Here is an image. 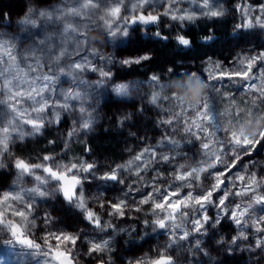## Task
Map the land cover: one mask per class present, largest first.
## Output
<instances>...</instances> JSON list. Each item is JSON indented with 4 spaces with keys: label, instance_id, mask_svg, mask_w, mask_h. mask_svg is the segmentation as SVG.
<instances>
[{
    "label": "clouds",
    "instance_id": "1",
    "mask_svg": "<svg viewBox=\"0 0 264 264\" xmlns=\"http://www.w3.org/2000/svg\"><path fill=\"white\" fill-rule=\"evenodd\" d=\"M118 2L124 4L125 14H128V6L133 0H93L92 4L88 0H25L23 14L17 15L14 21L7 13L4 14L5 27H0V176H7L8 181L0 196L10 192L14 197L4 205L5 209L9 204L16 209H26L31 204L32 208L28 210L30 226L27 231L37 240L41 239V234L37 235L41 228L53 231L55 227V231L70 232L58 226L60 218L53 215L54 208L68 207L74 214L82 216L84 221L94 227L87 230V234H84L86 230L83 227L70 232L80 241L69 248L75 264H98L100 260L104 264H134L136 260H140L141 264H149L150 257H155L161 249L164 250V255L171 257L170 264H225L226 256L240 254H245L240 264H264V234L257 231L253 224L257 218L264 217V205L256 204L250 196L247 199L244 196L237 197L234 189V177L245 171L250 176L260 177L257 191H264V151L253 153L250 160L239 166V170L232 172L227 177L229 183L223 189L213 188L214 192H222L215 200L210 197L207 204L198 206L193 195L204 193L213 187V157L218 151L216 144L223 142L227 147L229 133L235 131L240 134L241 127L244 134L253 138H256L257 132L264 130V100H255L251 91L246 97L240 93L236 96L237 101L245 99L247 103L242 107L253 111L250 116L245 112L240 117H235L228 110V104L221 93L216 91L219 84L208 80V73L204 70L209 61H224L214 59L212 54H206V58H181L197 44H214L220 39L215 32L208 34L211 39H204L205 34L202 32H199L195 41L188 36L192 42L189 46L178 47L176 44L169 52L173 58L160 63L159 50L169 43V39L161 40L150 34L149 25L144 24L129 25L130 35L125 37L117 32V29L125 25L123 19L114 20L112 28L104 22L105 19H111L107 14L108 9ZM167 2L168 0H149L150 10L161 15V7ZM218 3L222 13L219 18L225 20L230 15L231 8L227 0H218ZM184 4L187 7H182ZM197 6L199 0H179L176 4L178 8L197 14L188 21L192 24L198 19L204 20L205 25L213 21L212 16L204 14L206 9ZM179 22L184 27V22ZM155 25L159 28L160 22ZM168 27L171 28V24ZM247 29H257L260 42L264 44V28L255 24ZM238 30L236 26L232 29L231 38H240ZM137 38L158 42L137 51H150L152 61L140 66L142 75L121 78L118 72L132 68H122L120 61L130 54H124L120 50ZM176 52L181 57H177ZM75 63L85 66L94 63L98 69L111 68L116 77L115 82L98 83L97 77H91L86 67L77 71ZM260 67L256 73V83H259ZM153 75L159 79L153 81ZM118 84H126L128 87L118 91ZM243 85L244 81H232L229 87L232 90L233 87ZM133 103L135 108L131 106ZM42 105L49 110L41 111ZM110 105L120 106V114L116 115L114 125L105 127V120H112V116L107 114V107ZM81 108L84 109L83 112L80 111ZM149 110L152 115H149ZM198 113L211 116L212 119L200 120ZM54 114H59L61 120L65 115L68 117L70 128L74 130L70 139L59 133L56 139L47 138V133L60 124L54 119ZM138 117L144 120L155 117L156 127L170 130V133L165 131L155 144L148 146L155 148L161 158L166 155L171 157L167 161V171L163 174L162 181L158 180L162 175L161 169L165 167L162 159L146 155L144 164H141L135 159V154H132L131 147L124 149L130 155L114 166L108 163L107 157L101 161L94 156L92 162L96 168L92 173L77 169L76 174L81 175L83 180L78 185V194L71 199L66 198L60 183L42 168L25 171L16 166V161L23 159L34 165L51 164L53 168L63 171L64 166H70L74 159L85 160L77 156L65 159L73 152L74 144L88 145L90 139L99 136L101 131H111L117 135L126 132L127 136L136 137L137 132L130 127L126 128V122L134 124ZM169 117L175 118L171 125L164 123ZM194 117H197L200 125V135L208 141H216L207 151L200 147L205 141L195 136L196 127L191 123ZM30 120L42 121L43 124L33 126L28 123ZM88 120V129L78 126V122ZM186 120L189 121L187 125ZM43 139L47 140V145H52V140L63 143L59 152H52L50 161L42 159L44 153L39 149L38 155L23 151L30 143L35 146ZM241 155L243 156L242 152ZM229 156L230 152L222 153L219 164L215 166L220 168L228 165ZM33 159L37 162H32ZM117 165L119 182L104 179L105 172ZM205 167L207 171L203 170ZM230 168L229 165L228 169ZM138 172L143 174L138 175ZM177 172H191L192 175L189 179L177 181ZM149 173L154 174L150 176ZM154 179L158 182L153 191H158L160 183L164 184L165 190L170 186L178 187L181 191L187 190V194L192 197L190 203L173 214L168 208L158 210L141 204V198L135 200L130 197L129 193L143 192L146 186L153 184ZM88 182L94 184L93 190H89ZM117 187L121 189L119 195L114 191L111 195L116 201H124L123 213L99 208L97 215L102 222L97 225L89 220L85 215L87 207L96 209L101 202H107L108 189ZM224 193L231 194L225 208L231 209L233 202H236L242 208L249 209L248 216L241 218L242 224L233 221L220 208L218 201ZM159 195L162 196L163 193ZM41 203L49 205L43 210V216L47 215L51 223H40L43 217L39 214ZM137 208L139 211H136ZM211 210H214V215L210 214ZM105 212L108 213L107 218L104 217ZM204 212L208 214V219L201 230L197 231L193 221L202 219ZM126 215L129 220L138 223L121 222ZM7 218L6 216L5 220ZM160 219H166L163 228L155 222ZM222 221L234 224L235 233L231 234L230 239V233L224 231ZM20 222L23 223L22 220ZM7 231V226L0 228V242L11 240V237L5 236ZM149 240L154 242L145 247ZM93 242L100 246L95 254L89 250ZM133 249H139L140 253L132 254ZM46 260V249H41L31 254L28 264H44Z\"/></svg>",
    "mask_w": 264,
    "mask_h": 264
},
{
    "label": "snow or ice",
    "instance_id": "2",
    "mask_svg": "<svg viewBox=\"0 0 264 264\" xmlns=\"http://www.w3.org/2000/svg\"><path fill=\"white\" fill-rule=\"evenodd\" d=\"M88 3L92 4L93 0H88ZM177 3H179V0H168V2L163 6L165 8L163 15L170 17L173 21L181 22L190 21L196 17L197 14L194 11L184 10L176 7ZM199 7L201 9L207 10L204 13L206 16L210 15L213 18H219L222 15V13L219 11L218 0H199ZM236 8L241 11L245 21L243 24L236 25L237 28H252L255 24H259L261 28H264V4L253 6L250 3L241 2L236 5ZM150 9L151 4L149 3V0H133V3L128 6V14H125L124 4L118 2L108 9L107 14L109 17H111V19H105L104 22L109 28H112L114 27V20L123 19L125 21V25L117 29V32H121L125 37H127L130 35L128 27L129 25L135 26L140 24H159L161 15L151 11ZM153 35L159 37L161 40L170 39L169 36L162 35L160 31L154 32ZM204 39H211V36L205 34ZM174 40L176 41L178 47H187L192 43L189 40L188 35L182 32H178L175 35ZM151 61L152 56L150 51H139L135 55H128L127 57L123 58L120 63L122 68L129 69L133 66H143L149 64ZM258 65L261 67L258 73L259 83H256V69ZM85 67L89 73L97 75L98 83L100 81L115 82L116 77L114 76L111 68L98 69L94 63H88L86 66L81 63L74 64V68L77 71L84 70ZM113 67H115L114 64ZM204 70L208 73V80L212 81L214 84H219V87L216 88V91L221 93L223 100L228 104V110L235 117H240L245 112L250 116L253 109L242 107L247 103L245 99L237 101L235 93L229 87L232 81L245 82V85L238 89L245 97L247 96L248 92L251 91L255 100H264V51H260L252 55H238L235 63L231 66H225L224 62L221 63L220 61H209ZM158 79L159 77L153 75V81ZM226 79L227 83H225ZM127 87L128 85L126 84L116 85L118 91L126 90ZM40 110L47 111L49 109L47 106L42 105ZM80 111L83 112L84 109L81 108ZM204 111H207V105H205ZM198 118L200 120L212 119L211 116H205L203 113H198ZM54 119L58 123L62 122L59 114H54ZM174 119V117H169L164 120V123L171 125L174 122ZM28 123L33 126L43 124L42 121L37 120H30ZM188 123L189 121L186 120L185 124L187 125ZM191 123L196 127V138L203 139L205 141L200 147L207 151L212 147L213 144L216 143L215 139L208 141L205 139V137L200 135V125L197 123V117H194ZM227 123H231V121H227ZM78 126L82 129H88L90 127V120L78 122ZM225 131H227L226 128ZM73 133L74 130L69 128L65 136L70 139ZM50 143L55 145L56 141L52 140ZM216 148L218 151L213 157L215 160V165L219 164L222 153L230 152L229 164L224 165V168L228 169L229 165L231 168H235L237 165H243L245 158L250 160L253 153L259 154L261 151H264V130L257 132L256 138H253L244 134L243 127H241L240 134H237L235 131L229 133V145L227 147L223 142H220L219 144H216ZM237 149H239V151ZM87 151L91 152L92 149L88 147ZM241 152L243 153V156L241 155ZM146 155H150L152 158L162 159V162H164L165 167L161 169L162 175L158 178L159 181H162L163 174H165L167 171V161H169L171 157L166 155L161 158L155 148H149L146 146L143 147L139 152L135 153V159L141 164H144ZM42 159L45 161H50L52 159V152H46ZM215 165L213 187L209 188L204 193L193 194L196 197L195 202L198 206L201 204H207L210 197L215 200L216 198L214 197V194L217 192H214L213 188L221 189L222 186L225 185V181H228V176L225 175V172L220 170V168L216 167ZM16 166L18 168L24 169L25 171H31L32 168L37 167L42 168L45 173L54 177L57 182L60 183L61 190L68 199H71L78 194V185L82 183L83 180L81 175L76 174L77 169L90 174L96 168V165L92 161L89 162L88 160L78 159H74L70 166L65 165L63 171L53 168L51 164L34 165L23 159H18L16 161ZM118 168L119 166L117 165L116 168L106 171L104 179L119 182ZM203 170L207 171V168L205 167ZM137 174L142 175L143 173L138 172ZM191 175V172H177L176 179L177 181H184L189 179ZM201 179H203V177H201ZM234 179L236 181V186H234V189L237 197L244 196L247 199L250 196L256 204L264 205V191H257V185L260 179L258 175L250 176L248 172L241 171L234 177ZM158 180H153L151 191H148L142 196L140 200L141 204L151 206L158 210L168 208L174 214L176 211L181 210L190 203L192 197L187 194V191H181L178 187L174 188L170 186L167 190H165L164 184L160 183L158 191H153V189L156 188ZM189 187H191V185ZM159 193H163V195L160 196ZM153 197H157V199L153 200ZM230 197L231 194L224 193L221 199L218 201L219 206L223 211L226 212L227 216H231L233 221L242 224L243 219L241 218L248 216L249 209L242 208L240 204L236 202H233V207L231 209L225 208V205L228 203ZM10 199H14L13 194L10 192L0 196V228L7 226L8 231L5 233V236L11 237V240L5 239L3 242H0V244L4 246L5 250L4 254L0 255V264H9L7 259L8 254H15L18 257L17 264H28V259L31 258V254L39 252L41 249H46V255L48 257V260H46L44 264H49V262L50 264H75V260L73 259L72 252L69 251V248L77 245L79 239L70 232L45 231L44 229H39L41 232V239H33V235L27 231L28 227L30 226L28 223V210L32 208V205L28 204L26 209H16L13 205L9 204L5 209L4 205ZM82 200L83 197H81V201ZM106 204L110 205V209L112 211L123 213V200L115 202H101L98 207L105 208ZM136 211H139V208H137ZM85 215L89 220L94 221L97 225L102 222L97 215V210L92 209L90 206L87 207V212ZM6 216L8 217L7 220H5ZM227 216L225 218H227ZM207 219L208 214L204 212L202 213V219L193 221V225L197 231L201 230L204 222L207 221ZM21 220L23 223L20 222ZM45 221H48L47 215L43 216L41 219L42 223ZM48 222L51 223L50 221ZM155 222L161 228H163L165 227L166 219H160ZM253 224L257 231H259L261 234H264V217L257 218ZM184 238L187 237L185 236ZM237 243H239V240H237ZM18 245L21 246L19 249H17ZM98 247L100 246L93 242L90 244L89 250L95 254ZM170 261L171 257L164 255V250L161 249L155 257H150L149 264H170ZM98 264H104V261L100 260ZM134 264H141V261L136 260Z\"/></svg>",
    "mask_w": 264,
    "mask_h": 264
},
{
    "label": "trees",
    "instance_id": "3",
    "mask_svg": "<svg viewBox=\"0 0 264 264\" xmlns=\"http://www.w3.org/2000/svg\"><path fill=\"white\" fill-rule=\"evenodd\" d=\"M14 0H0V19L3 17L4 13L8 10L9 5ZM21 4L25 3V0H19ZM233 24V17L228 16L225 20H220V18H213V21L207 22L205 25L204 20L198 19L195 24H192L191 22L187 23L185 29L182 31V33L187 34L188 36H191L193 40L195 41L196 36L199 34V32H202L203 34H211L212 32H215L216 35L220 37L219 40H217L214 44L211 46H204L201 44H197L196 47L191 50L190 52L184 53V56L181 57V54L179 52H176L177 57L181 58H188V57H203L206 58V54H212L213 57L221 59L225 62H229L230 59V49L231 45H233L234 42H232V38L230 36L231 28ZM199 30V31H198ZM211 30V31H210ZM148 31L150 33H154V27L152 25L148 26ZM170 37V36H169ZM169 43L165 44L162 48H160V57L159 62L163 63L166 61L171 60L173 57L169 55V52L175 48L176 41L174 40V37H170ZM138 43L141 47H149L153 46L154 44L158 42H151L144 41L139 38H137ZM239 43L243 46H251V47H261L264 44L258 40V38L253 37L250 35L249 37H245L241 40H239ZM133 75H142L140 71L139 66H134L132 68ZM112 107H116L115 105H112ZM150 115V114H149ZM112 116V115H111ZM116 121V117L112 116L111 122L105 123V127H109L111 125H114ZM66 123V116L62 119V122L57 126V128L53 131H49L47 133L48 139H56L57 134L60 132L59 128L61 125H64ZM153 124V119L151 120H144L143 118H138V120L135 122V124H128L126 122V128H131L132 130L137 132V136L140 134H148L149 129L151 128V125ZM59 131V132H58ZM136 136V138H137ZM138 141L139 139H134L133 137L127 136V133H121L119 135L109 131L107 133H104L101 131V134L93 139H90L88 145H82L76 149V154L85 157L86 160L92 161L94 156L95 158L104 161L105 158H108V163L112 164L114 166L115 163L122 162L125 158L126 152L124 151L125 148L129 146V144L133 141ZM90 147L92 149L91 152L87 151V148ZM63 148V143L58 141L55 145H47V140L43 139L39 141L35 146H33L31 143L28 145L27 149H24L23 151L31 152L34 155H38L39 153L37 150L39 149L44 154L48 151H55L59 152L60 149ZM8 181L7 176H0V182ZM54 214L56 216H59L60 214L62 217L59 216L60 222H65L66 224H72V223H78L80 224L79 227H83L84 225L87 226L89 229L90 227H94L88 222L84 221L82 216L79 214H74V212L68 208V207H56L53 209ZM77 224V225H78ZM224 229H230L231 225L228 223H223ZM75 227V226H73ZM78 228V226H77ZM85 228V227H84ZM228 260V261H227ZM240 259L235 258L234 256H226V262L228 264H240Z\"/></svg>",
    "mask_w": 264,
    "mask_h": 264
},
{
    "label": "rangeland",
    "instance_id": "4",
    "mask_svg": "<svg viewBox=\"0 0 264 264\" xmlns=\"http://www.w3.org/2000/svg\"><path fill=\"white\" fill-rule=\"evenodd\" d=\"M241 2L250 3L253 6H258L260 4H264V0H227V4L231 8L230 16L233 17V24H232L231 31H232L233 28H235L236 25L243 24L245 22L242 14H241V11L236 8V5L238 3H241ZM182 7H187V4H184ZM198 7L199 6H197V8ZM24 10H25V3L21 4V2L19 0H14L9 5V8H8V10L5 13H7L8 16L14 21L15 17L17 15L23 14ZM161 13H163V6L161 7ZM4 19H5V16L3 15V17L0 19V27H5V25L3 23ZM187 23H189V22L185 21L184 22V27H181L179 21H173V20H171L170 17L164 16L163 14H161L160 27L157 28L155 24H152V27H154V31H160L162 33V35L175 37V35L178 32H182L185 29ZM169 24H171V28L168 27ZM8 27L11 28V25H9ZM137 32H139V29H137ZM238 32L240 34V38L239 39H233L232 38V42H234V43H233V45H231V49H230L231 52H230L229 56H230L231 60L229 62H225L224 61L225 66H231L232 64H234L236 59H237V57H238V55H252V54H256V53H258L260 51H264V45L261 46V47H251V46H243V45H241L239 43V40L245 38L246 36L249 37L250 35H252L253 37L258 38V40H260L259 39V31L257 29L239 28ZM150 34H153V33H150ZM151 42H154V41H151ZM147 47H141L140 44L138 43L137 39H136L135 41L123 46V48L120 51L122 53H124V54H130L131 55V54H135L138 50H140L142 48H147ZM214 59H218V58L214 57ZM259 66L260 65H258V67ZM193 67H195V66H193ZM258 67H257L256 71H258ZM131 72H132V69H129V70L124 71V72H118V76L121 77V78H126L128 75H133ZM89 75L91 77H97V75L93 74V73H89ZM225 83H227V79L225 80ZM239 88L240 87H238V86L232 88V91L235 93L236 96H238L240 94V91L238 90ZM131 106L133 108H135V103H133ZM107 114L110 115V116L112 115L113 117H116V115L120 114V106H116V107H112V105L108 106L107 107ZM149 114L152 115L150 110H149ZM138 118L136 119V121L138 120ZM108 122L109 121H107V119H106L105 123L108 124ZM69 128H70V121H69L68 117L66 116V123L64 125H61V127L59 128L60 132L59 131L58 132H59L60 135H65ZM165 131H168L170 133L169 129L156 127V125H155V117H154L153 118V124L151 125V128L149 129V133L148 134H143L142 133V134L138 135L137 138L133 137L134 139H139V140L138 141L133 140L129 144L128 147H131L133 149V153L132 154H135L136 152H139L140 150H142L143 147L155 144L156 140L160 136L164 135ZM80 146H82V145L74 144L73 145V152L69 156L65 157V159H71L72 156L82 157V156L76 154V149L78 147H80ZM129 155L130 154L126 152L124 159H126ZM82 158L86 160L85 157H82ZM247 160H248L247 158L244 159V161H247ZM32 162H37V161L35 159H33ZM89 162H91V161H89ZM220 170L224 171L226 176H229V175L232 174V172L239 170V165H237L235 168H231V169H225L224 167H220ZM153 174L154 173H149L150 176L153 175ZM227 183H228V181H225V185ZM6 184H7V181L0 182V192H2L3 186H5ZM133 187H135V185ZM223 187L224 186H222L221 189H223ZM88 188H89V190H93L94 189V184H92L91 182H88ZM108 191H109V195L106 197V199L108 201L115 202L116 200L111 195V193L114 191V192H116L117 195H119L121 189L119 187L110 188V189H108ZM148 191H151V186H146L144 188L143 192H139V193L131 192V193H129V195H130V197L134 198L135 200H139ZM185 191H187V190H185ZM219 194H222V192L214 194V197L216 198ZM48 206H49L48 204L41 203V209L39 210V214L41 216H43V210H45ZM105 209H109L110 210V205L106 204ZM96 210L99 211V207L98 206H97ZM134 214L135 215H139V213H135V212H134ZM210 214L214 215L215 214L214 210H211ZM53 215H55L54 214V210H53ZM107 215H108V213L105 212L104 213V217L107 218ZM59 216L62 217L61 214ZM121 222H137L138 223V221L129 220L127 215L124 218H122ZM40 223H42V222H40ZM221 223L223 224V223H225V221H222ZM227 223L231 225V228L227 229V230L224 229V231L230 233L229 234V239H230L231 238V234L235 233V227H234V224L231 221H228ZM77 224L78 223H72V224L67 225L66 221L65 222L58 221V226L63 227L67 231H70V232L78 230L80 224H78V225ZM73 226H75V227H73ZM77 226H78V228H77ZM84 227H85V230H86V232L84 234H87V230H89V228L87 226H85V225L83 226V228ZM91 228L92 227H90V229ZM41 229H43V228H41ZM52 230L55 231L56 230L55 227ZM40 234H41V232L39 231L37 233V235H40ZM84 234L81 235V239H83V235ZM152 242H154V240H149L148 244L145 245V247H148ZM79 243H80V241H78V244ZM209 243H211V241H209ZM17 249H19L18 246H17ZM4 251H5L4 250V246L2 244H0V255H3ZM139 253H140L139 249H133L132 250V254H139ZM235 258H238V259L241 260V259L245 258V254L235 255ZM7 259L9 261V264H17L18 257L15 254H8L7 255ZM225 264H228L226 262V257H225Z\"/></svg>",
    "mask_w": 264,
    "mask_h": 264
},
{
    "label": "water",
    "instance_id": "5",
    "mask_svg": "<svg viewBox=\"0 0 264 264\" xmlns=\"http://www.w3.org/2000/svg\"><path fill=\"white\" fill-rule=\"evenodd\" d=\"M152 24H150V26H151Z\"/></svg>",
    "mask_w": 264,
    "mask_h": 264
}]
</instances>
